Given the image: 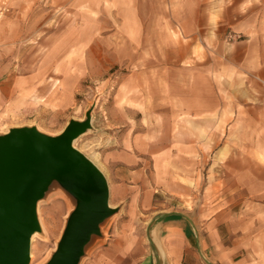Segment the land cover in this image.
Wrapping results in <instances>:
<instances>
[{
	"label": "rangeland",
	"instance_id": "374dc122",
	"mask_svg": "<svg viewBox=\"0 0 264 264\" xmlns=\"http://www.w3.org/2000/svg\"><path fill=\"white\" fill-rule=\"evenodd\" d=\"M7 1L0 22V132L36 125L59 134L93 107L92 129L74 144L98 154L118 211L80 264H154L146 227L168 208L167 181L202 178L195 203L207 170L218 187L227 179L233 189L239 172L238 183L249 190L259 184L264 259V80L252 71L250 35L236 29L249 15L248 2ZM185 92L219 105L205 125L192 123V136L176 137L183 128L172 106ZM185 142L193 148L178 151ZM57 186L38 204L40 223L53 229L42 242L44 256L56 249L75 204ZM256 215L250 212L253 227Z\"/></svg>",
	"mask_w": 264,
	"mask_h": 264
},
{
	"label": "water",
	"instance_id": "95a60500",
	"mask_svg": "<svg viewBox=\"0 0 264 264\" xmlns=\"http://www.w3.org/2000/svg\"><path fill=\"white\" fill-rule=\"evenodd\" d=\"M93 107L59 134L36 125L0 132V264H30L32 238L42 226L38 204L57 183L75 201L56 249L44 264H80L101 226L116 214L105 172L74 144L93 127ZM156 260L161 256L152 241Z\"/></svg>",
	"mask_w": 264,
	"mask_h": 264
},
{
	"label": "crops",
	"instance_id": "0c3cea01",
	"mask_svg": "<svg viewBox=\"0 0 264 264\" xmlns=\"http://www.w3.org/2000/svg\"><path fill=\"white\" fill-rule=\"evenodd\" d=\"M242 1L237 0L235 3ZM245 1L248 2L249 15L236 24V29L250 35L252 71L261 74V79L264 80V0ZM196 5L200 6L201 3L197 2ZM214 104L212 106L210 100L203 94L198 96L188 95L186 92L181 94L178 102L172 106L174 117L179 121L178 128H183L175 136H192V123L198 126L201 123L205 125L212 107L219 105L218 101ZM184 145L178 147V151L193 148L190 143L185 142ZM198 161L199 166L208 165V162L204 164L202 159ZM209 173L207 170L205 190L201 196L195 195V203L192 199L193 191L202 187V178L196 181L177 180L175 183L167 181L164 190L168 208L152 215L146 227L148 238L160 245L161 262L264 264L259 184L255 181V184L250 186L257 187L249 190L247 183L244 185L238 183L243 180L242 172H239L236 175L237 185L233 189L230 186L231 181L227 179L223 186L218 187V181ZM109 183L111 196L110 180ZM157 200L158 198L156 200L153 198L147 206L153 205ZM164 201L161 199L158 203ZM251 211L257 214L255 217L258 218V227H253L254 220L249 221ZM153 263L159 264L155 257Z\"/></svg>",
	"mask_w": 264,
	"mask_h": 264
},
{
	"label": "bare ground",
	"instance_id": "6f19581e",
	"mask_svg": "<svg viewBox=\"0 0 264 264\" xmlns=\"http://www.w3.org/2000/svg\"><path fill=\"white\" fill-rule=\"evenodd\" d=\"M87 156L103 170V166H102V164L99 163V160H98V154L89 153V154H87ZM55 189H57L61 193H63L61 191V189H59L58 186ZM106 224H107V221L102 224L101 230L106 231L105 230ZM41 225H42V230L36 231V233L33 235V238H32V246H31L32 251H31V263L30 264H44L47 261V259L49 258V256H51L50 253L47 256H44L42 254V249L45 246V244H42V242H46L49 240V238L51 237V234L53 233L52 232L53 229L51 230V228L48 229V228L44 227L43 224H41ZM36 240H39V241L36 242ZM35 242H36V244H35Z\"/></svg>",
	"mask_w": 264,
	"mask_h": 264
},
{
	"label": "built area",
	"instance_id": "2783aa9c",
	"mask_svg": "<svg viewBox=\"0 0 264 264\" xmlns=\"http://www.w3.org/2000/svg\"><path fill=\"white\" fill-rule=\"evenodd\" d=\"M0 22L3 18V15L5 14V12L9 11V4L7 0H0Z\"/></svg>",
	"mask_w": 264,
	"mask_h": 264
}]
</instances>
